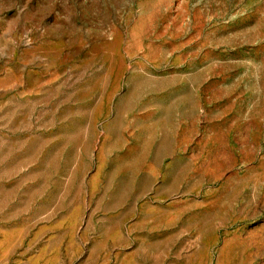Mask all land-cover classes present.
Returning <instances> with one entry per match:
<instances>
[{
    "label": "rangeland",
    "instance_id": "1",
    "mask_svg": "<svg viewBox=\"0 0 264 264\" xmlns=\"http://www.w3.org/2000/svg\"><path fill=\"white\" fill-rule=\"evenodd\" d=\"M0 264H264V0H0Z\"/></svg>",
    "mask_w": 264,
    "mask_h": 264
}]
</instances>
